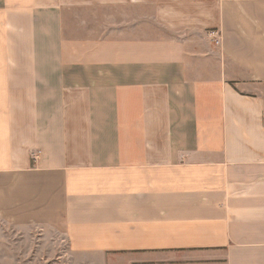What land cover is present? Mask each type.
<instances>
[{
    "label": "crops",
    "instance_id": "obj_1",
    "mask_svg": "<svg viewBox=\"0 0 264 264\" xmlns=\"http://www.w3.org/2000/svg\"><path fill=\"white\" fill-rule=\"evenodd\" d=\"M2 190L76 253L264 264V0H0Z\"/></svg>",
    "mask_w": 264,
    "mask_h": 264
},
{
    "label": "rangeland",
    "instance_id": "obj_2",
    "mask_svg": "<svg viewBox=\"0 0 264 264\" xmlns=\"http://www.w3.org/2000/svg\"><path fill=\"white\" fill-rule=\"evenodd\" d=\"M0 197V264H138L117 253L73 252L60 232L31 219L30 213L19 214L8 190L0 191Z\"/></svg>",
    "mask_w": 264,
    "mask_h": 264
}]
</instances>
